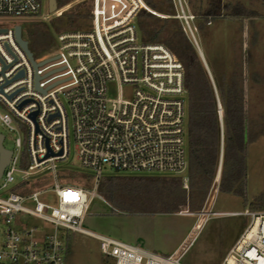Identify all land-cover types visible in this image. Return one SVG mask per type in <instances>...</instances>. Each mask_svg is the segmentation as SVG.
Returning a JSON list of instances; mask_svg holds the SVG:
<instances>
[{"label":"built area","instance_id":"2783aa9c","mask_svg":"<svg viewBox=\"0 0 264 264\" xmlns=\"http://www.w3.org/2000/svg\"><path fill=\"white\" fill-rule=\"evenodd\" d=\"M142 13L161 17L143 0H73L53 11L48 1L43 8L36 0H0V19L11 20L0 24V128L15 136L20 127L27 131L26 166L16 137L0 178V264H65L64 231L97 242L113 264H172L175 259L179 264L188 249L164 257L81 230L104 177H172L187 190L184 68L163 44L147 39L139 23ZM181 14L176 19L185 22L200 51L187 24L196 18ZM208 77L217 104L221 159L224 142L229 149L231 112L217 75V84ZM110 82L132 88L129 99L108 101ZM71 141L81 170L93 176L77 179L89 187L60 178L67 174L62 169L68 166ZM18 171L22 176L16 182ZM248 192L245 213L219 214L249 219L222 264H264V213L255 212ZM47 194L54 196L53 206L39 201ZM20 215L37 226H20Z\"/></svg>","mask_w":264,"mask_h":264},{"label":"trees","instance_id":"16d2710c","mask_svg":"<svg viewBox=\"0 0 264 264\" xmlns=\"http://www.w3.org/2000/svg\"><path fill=\"white\" fill-rule=\"evenodd\" d=\"M73 0H54L56 8H61ZM264 8V0H249ZM146 7L161 17H151L149 40L157 42V37L175 40L183 34V26L175 19L173 0H143ZM187 15L196 18L191 21L200 36L208 33L205 39L210 45V32L214 23L215 40L213 54L220 61L230 63L218 67V80L223 90L228 115L229 149L224 142L221 156L220 175L217 193L231 200H239L243 209L248 208V195L245 183L238 174L235 164L246 174L248 148L264 139V114L249 112V91L254 86L261 87L263 80L255 66L235 65L237 62L250 61L251 57L241 43L245 33V23L251 31L250 46L257 40L255 22L263 16L248 9L239 0H185ZM142 15V14H141ZM225 23L238 28L237 41H232L227 56L221 58L217 47V23ZM142 28V27H141ZM145 33L144 29L142 28ZM148 33H145L147 36ZM202 43V42H201ZM204 45V44H203ZM206 65L211 69L210 50L203 48ZM208 55V56H207ZM192 57L185 55L179 62L185 73V88L188 95L187 113V150H188V209L189 213L202 211L206 197L214 183L220 162V136L217 104L207 79L197 83L186 73L194 74ZM193 60V59H192ZM188 87V89H187ZM194 87V88H193ZM206 87V89H204ZM190 89H194L192 92ZM234 159V162L231 158ZM24 167V166H22ZM234 176V178H233ZM236 181V183H235ZM181 187L172 177H121L107 176L100 180L97 192L114 207H126L132 203L140 204L141 214H173L177 211V193ZM190 195L194 197L191 203ZM256 213H264V191L254 193ZM134 213V212H129ZM138 213V212H137ZM248 219L240 221L241 232L247 227ZM214 228V227H213ZM214 230V229H213ZM218 231L221 229L218 227ZM217 246V255L222 260L224 252Z\"/></svg>","mask_w":264,"mask_h":264},{"label":"rangeland","instance_id":"374dc122","mask_svg":"<svg viewBox=\"0 0 264 264\" xmlns=\"http://www.w3.org/2000/svg\"><path fill=\"white\" fill-rule=\"evenodd\" d=\"M38 3L45 5L48 0H36ZM181 8H179L177 0H173L175 9V19L179 15L182 16L181 10L185 17L187 15V7L185 0H179ZM229 1V0H224ZM248 9L256 11L263 17L255 22L254 28L257 33V40L253 47L250 46L251 31L248 25L245 23V33L241 43L243 49L247 50L251 60L244 62L234 63L235 65L255 66L259 69L263 84L261 87L254 86L249 91V112L250 113H263L264 114V8L259 4H251L249 0H239ZM151 16L146 13H142L139 23L141 27L146 31L147 39L149 40L151 34L150 21ZM8 19H0V24L10 22ZM182 23L183 34L175 40H169L163 37H157V43L163 44L169 51L173 53L177 60H182L185 55L192 57L194 65V74L186 73L188 79H194V82H199L202 78H206L208 84L211 87V83L208 75L210 74L213 82H216V75L218 77V67L227 65L220 61L217 63V59L213 54L215 32L214 23L212 22V31L210 32V45L205 41L209 37L206 35L200 36L193 28L191 21H187L199 50L202 54L203 63L201 62L187 25L183 20H178ZM217 47L220 53V57L227 56L232 41H237L238 28L236 26H229L225 23H217ZM206 37V38H205ZM207 40V39H206ZM202 42V43H201ZM204 44V45H203ZM203 48L207 51L210 50V64L211 69L206 65L205 58L203 56ZM208 56V55H207ZM214 60V63H213ZM206 68V69H205ZM209 72V74H208ZM194 88V87H193ZM188 89V87H187ZM206 89V87L204 88ZM212 89V88H211ZM132 88L128 86H121L116 82H110L106 85V99L113 101L117 97H121L124 100H128L132 94ZM189 90V89H188ZM192 89H190L191 91ZM194 90V89H193ZM192 90V91H193ZM191 91V92H192ZM184 100L188 101V95L184 96ZM1 110V107H0ZM0 137H2V147L6 151H14L13 141L18 137L21 141L20 158L22 166L27 164V131L24 128L18 130V135H12L7 131L0 128ZM68 166L62 170L67 171L62 178H66V181L70 185L74 186L78 183L77 177L83 179H93V176L86 171L81 170L79 162L76 160L73 150L72 141L70 142V154L67 160ZM238 168V166H237ZM236 168V169H237ZM239 169V168H238ZM246 174L240 175L241 179L245 183L248 201L249 192L248 189L254 193L262 194L264 191V139L261 138L248 148L246 157ZM240 170V169H239ZM22 176V172L14 174L15 181H19ZM39 176H34L31 179H37ZM46 177L51 178L50 174H46ZM42 178H45L44 176ZM234 178V176H233ZM236 183V181H235ZM98 187L95 190V195L98 198H93L90 201L89 209L84 218V222L81 226V230L92 235L108 237L119 242L135 246L137 248L152 252L159 256L168 257L176 252L183 242L186 240L192 229L201 220V215L205 209V205L199 213H189L188 209V184L187 190H179L177 193V211L173 214H141L143 211L140 209V204L132 203L126 207L113 206L109 203L104 196H101L97 192ZM211 191V189H210ZM210 191L206 197L208 200ZM191 203L194 201V197L190 195ZM40 202L48 205L55 204V198L52 194H47L39 198ZM196 201V200H195ZM194 201V202H195ZM240 210L242 213L246 212L243 209L239 200H231L226 195H220L216 193L210 208V213L205 219L197 237L191 243L185 254L181 258L179 264H222L228 249L234 245L242 233L239 224L244 217H224L219 214H228L231 210ZM134 212V213H129ZM138 212V213H137ZM187 213V217H179L181 213ZM248 219V218H246ZM249 222V219H248ZM17 223L22 227H36L38 222L32 220L26 216H18ZM214 227V228H213ZM218 227L221 232L218 231ZM214 229V230H213ZM61 242L64 246V262L65 264H113L112 260L101 255L99 250V244L93 241L89 237H81L76 233L64 231L61 236ZM217 246L220 251L224 252L222 260L217 255ZM219 251V252H220Z\"/></svg>","mask_w":264,"mask_h":264},{"label":"bare ground","instance_id":"6f19581e","mask_svg":"<svg viewBox=\"0 0 264 264\" xmlns=\"http://www.w3.org/2000/svg\"><path fill=\"white\" fill-rule=\"evenodd\" d=\"M77 180H78V183L80 185L89 187V183L86 182V181H84L83 179L78 178ZM217 187H218V182L215 184V186L212 185V188H211V191H210L208 200H207L206 205H205V209L207 207H209L208 210H207V212H206V215L210 213L211 205H212L213 200L215 199V196H216V193H217ZM187 216H188V214L186 212L185 213L183 212V213H181L179 215V217H187ZM201 216H204L203 219L199 223H197L195 225V227L192 229V231L190 232V234L188 235V237L186 238V240L183 242V244L180 246V248L177 250V252L181 249L180 250V251H182L181 254L184 253V251L187 248H189V246L191 245V243L197 237V235H198V233H199V231H200V229H201V227H202V225H203V223L205 221V215H204V213ZM172 264H177L176 263V259L172 262Z\"/></svg>","mask_w":264,"mask_h":264},{"label":"water","instance_id":"95a60500","mask_svg":"<svg viewBox=\"0 0 264 264\" xmlns=\"http://www.w3.org/2000/svg\"><path fill=\"white\" fill-rule=\"evenodd\" d=\"M54 6H55L54 0H48V11H53L54 10ZM3 32L4 31H0V34L3 33ZM15 40L21 46V48L24 49L25 45L20 42L19 30L18 29H15ZM196 52H197L201 62L203 63V65L205 67L201 52L198 51L197 49H196ZM36 89H37V86H36ZM10 157H11V153L9 151H6L2 147V137H0V178H1L3 170L6 168L8 162H9ZM220 163H221V159H220ZM219 175H220V168H218V171H217V174H216V177H215V180H214V184H213L214 186L219 180Z\"/></svg>","mask_w":264,"mask_h":264},{"label":"crops","instance_id":"0c3cea01","mask_svg":"<svg viewBox=\"0 0 264 264\" xmlns=\"http://www.w3.org/2000/svg\"><path fill=\"white\" fill-rule=\"evenodd\" d=\"M212 206V205H211Z\"/></svg>","mask_w":264,"mask_h":264}]
</instances>
